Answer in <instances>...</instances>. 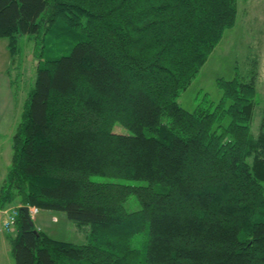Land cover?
<instances>
[{"label": "trees", "instance_id": "obj_1", "mask_svg": "<svg viewBox=\"0 0 264 264\" xmlns=\"http://www.w3.org/2000/svg\"><path fill=\"white\" fill-rule=\"evenodd\" d=\"M237 4L0 0L12 66L20 37L38 39L0 208L62 211L88 229L87 242L55 239L19 206L16 264H264L256 72L219 78L218 100L178 101Z\"/></svg>", "mask_w": 264, "mask_h": 264}, {"label": "rangeland", "instance_id": "obj_2", "mask_svg": "<svg viewBox=\"0 0 264 264\" xmlns=\"http://www.w3.org/2000/svg\"><path fill=\"white\" fill-rule=\"evenodd\" d=\"M237 5L235 22L225 28L219 42L211 50L186 90L179 95L178 101L190 110L205 94L218 100L222 94L218 86L219 78L240 75L247 79L256 72V98L259 97L257 113L253 120V130L256 132L261 122V114L264 112V0H238ZM20 38L12 78L15 106L22 112L25 99L37 76L38 39L28 35ZM69 50L70 48L62 52L67 53ZM20 115L21 113L17 115L19 121ZM5 218L6 215L0 213V264H16L8 238L9 235L15 236L16 227L7 232L2 225ZM32 222L36 228L55 239L70 240L75 243L88 240V229L77 224L62 211L40 210L38 214L32 216Z\"/></svg>", "mask_w": 264, "mask_h": 264}, {"label": "crops", "instance_id": "obj_3", "mask_svg": "<svg viewBox=\"0 0 264 264\" xmlns=\"http://www.w3.org/2000/svg\"><path fill=\"white\" fill-rule=\"evenodd\" d=\"M8 38H0V187L12 162V137L22 113L15 106L11 53ZM21 116V115H20Z\"/></svg>", "mask_w": 264, "mask_h": 264}, {"label": "built area", "instance_id": "obj_4", "mask_svg": "<svg viewBox=\"0 0 264 264\" xmlns=\"http://www.w3.org/2000/svg\"><path fill=\"white\" fill-rule=\"evenodd\" d=\"M39 211V208L37 206H31L29 208V212H31L32 215H36ZM1 213H4L6 215V218L3 219L2 225H4V229L9 232L10 230H13L15 228V220L17 216L19 215L18 207L11 206L7 208H3L0 210Z\"/></svg>", "mask_w": 264, "mask_h": 264}, {"label": "water", "instance_id": "obj_5", "mask_svg": "<svg viewBox=\"0 0 264 264\" xmlns=\"http://www.w3.org/2000/svg\"><path fill=\"white\" fill-rule=\"evenodd\" d=\"M20 210H22L23 212H24V214H25V216H26V218H27V220H28V222L30 223V224H32L33 222H32V217H31V214H30V212H29V206L28 205H21L20 206ZM37 231V230H36Z\"/></svg>", "mask_w": 264, "mask_h": 264}, {"label": "bare ground", "instance_id": "obj_6", "mask_svg": "<svg viewBox=\"0 0 264 264\" xmlns=\"http://www.w3.org/2000/svg\"><path fill=\"white\" fill-rule=\"evenodd\" d=\"M41 210V209H40ZM40 212V211H39Z\"/></svg>", "mask_w": 264, "mask_h": 264}]
</instances>
